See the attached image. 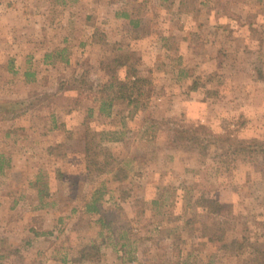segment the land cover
I'll return each instance as SVG.
<instances>
[{"label": "rangeland", "instance_id": "rangeland-1", "mask_svg": "<svg viewBox=\"0 0 264 264\" xmlns=\"http://www.w3.org/2000/svg\"><path fill=\"white\" fill-rule=\"evenodd\" d=\"M0 219L55 264H264V0H0Z\"/></svg>", "mask_w": 264, "mask_h": 264}, {"label": "crops", "instance_id": "crops-1", "mask_svg": "<svg viewBox=\"0 0 264 264\" xmlns=\"http://www.w3.org/2000/svg\"><path fill=\"white\" fill-rule=\"evenodd\" d=\"M32 77H35V76H32ZM31 81L33 80L31 79ZM58 143H61V142H58ZM39 193H40V190H39ZM5 224L6 223H4V219L2 220L0 219V225H5ZM17 227L19 229H16L14 227L15 228L14 233H9V232L7 233L5 228H0V234L6 237L5 240L8 241L10 246H12V249H15L13 250V253H12V250L6 252V255H9L10 258L17 257L18 261H21L20 264H39L40 262L41 264H52V263L55 264V262L50 258L52 253H55L54 246H51L50 244H48L47 240L43 239L42 235H39L40 237L36 239L35 237L31 238L28 232L22 233L23 226L21 222L17 224ZM45 227H47L46 222L44 223V228ZM59 240L60 241H58L59 244L56 246V249L58 250V249L63 248L64 250H66V253H65L66 255H69L70 254L69 252H71L73 248L74 249L79 248V245H78L79 240L74 236V234L72 235L68 234V236H65V237L62 236L60 237ZM37 242L42 243V245L38 248H35L39 244ZM34 244H36L35 247L33 246V248H31V246ZM24 253H25V256L21 255ZM65 259H66V256L62 258L60 262L62 264H65L66 262L69 261V258L67 260ZM37 260L39 261L37 262Z\"/></svg>", "mask_w": 264, "mask_h": 264}, {"label": "trees", "instance_id": "trees-1", "mask_svg": "<svg viewBox=\"0 0 264 264\" xmlns=\"http://www.w3.org/2000/svg\"><path fill=\"white\" fill-rule=\"evenodd\" d=\"M123 58L124 57L122 55L118 56L111 63L107 64L108 66L106 64L104 65H106L108 69L111 67V65L127 66V63ZM109 81L110 82L107 85L108 89L106 91L107 94L105 95L104 102H102L101 109H104L105 106L111 108L113 102L116 100H124L133 104L137 102L138 98L144 95L142 87V85L146 83V79L144 78H141L139 76H126L124 79H121L115 74L110 76ZM199 204L204 208H208V210H210V212L212 213H216L221 209V205L219 204V202L212 199L200 198ZM91 211H100L98 206H96V203L94 205V209H92Z\"/></svg>", "mask_w": 264, "mask_h": 264}]
</instances>
